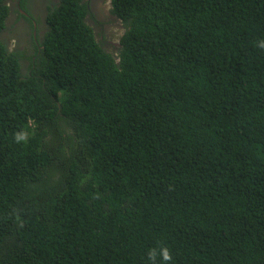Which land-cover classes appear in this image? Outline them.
Returning a JSON list of instances; mask_svg holds the SVG:
<instances>
[{
  "label": "trees",
  "instance_id": "1",
  "mask_svg": "<svg viewBox=\"0 0 264 264\" xmlns=\"http://www.w3.org/2000/svg\"><path fill=\"white\" fill-rule=\"evenodd\" d=\"M52 5L28 55L0 0V264H264V0Z\"/></svg>",
  "mask_w": 264,
  "mask_h": 264
},
{
  "label": "rangeland",
  "instance_id": "2",
  "mask_svg": "<svg viewBox=\"0 0 264 264\" xmlns=\"http://www.w3.org/2000/svg\"><path fill=\"white\" fill-rule=\"evenodd\" d=\"M47 5H49V3H46L43 0L40 5L35 7L33 12L35 13L37 19H42L44 17ZM108 7L109 9L104 10V7L102 5H96L92 11V19H87V22L95 28L96 33H99L100 39L104 43L105 47L112 53H116L119 47L120 38L125 32V28L119 20L113 17V15H111V7L109 4ZM13 18L14 15H11L7 23L8 25L16 28V32H18L21 29V26L15 21H13ZM92 20L97 21V24H95ZM37 31V33L40 35V26ZM20 32H22V34L18 35L14 32V30H11L10 32L2 34V36L8 41L10 39H15L11 40V48H19L23 50L25 48H28L27 50L29 52L27 54L30 55L34 50V41L32 40V36L30 35L31 32H29V34L25 33L24 29Z\"/></svg>",
  "mask_w": 264,
  "mask_h": 264
},
{
  "label": "flooded vegetation",
  "instance_id": "3",
  "mask_svg": "<svg viewBox=\"0 0 264 264\" xmlns=\"http://www.w3.org/2000/svg\"><path fill=\"white\" fill-rule=\"evenodd\" d=\"M43 0H8L9 5H10V15L7 19H10L11 15H14L13 21H15L16 23H18L21 26V29L16 32V28H14L13 26L8 27V32H10L11 30H14V32L18 35L22 34V31L24 29L25 33L31 32V29H33V35L36 39V35H37V29L41 28V34H44V30L42 27H44V22L47 20V13H48V6L46 7L45 10V15L42 19H37V17L35 16V13L33 12L35 7H37L38 5H40V3ZM46 3H51V7L53 6V4L59 3L60 0H44ZM84 2L88 3V7L93 10V8H95L96 5H102L104 7V10L109 9L108 4L111 7V0H83ZM26 6V7H25ZM90 19H92L90 17ZM93 21V20H92ZM95 24H97V21H93ZM32 24V25H31Z\"/></svg>",
  "mask_w": 264,
  "mask_h": 264
},
{
  "label": "clouds",
  "instance_id": "4",
  "mask_svg": "<svg viewBox=\"0 0 264 264\" xmlns=\"http://www.w3.org/2000/svg\"><path fill=\"white\" fill-rule=\"evenodd\" d=\"M24 139V136L21 134V135H17L16 136V140L19 142V141H21V140H23ZM156 255H157V253H156V251L155 250H151L150 252H149V256H150V258L154 261L155 259H156ZM160 256L162 257V261L163 262H168V261H171V259H172V256H171V253H170V250L168 249V248H162L161 250H160Z\"/></svg>",
  "mask_w": 264,
  "mask_h": 264
}]
</instances>
